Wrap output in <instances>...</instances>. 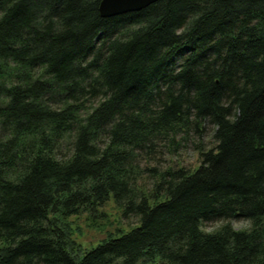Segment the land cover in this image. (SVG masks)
I'll return each instance as SVG.
<instances>
[{
  "label": "trees",
  "instance_id": "obj_1",
  "mask_svg": "<svg viewBox=\"0 0 264 264\" xmlns=\"http://www.w3.org/2000/svg\"><path fill=\"white\" fill-rule=\"evenodd\" d=\"M101 2L0 0V264H264V0ZM205 123L195 169L148 167ZM110 199L138 225L82 249Z\"/></svg>",
  "mask_w": 264,
  "mask_h": 264
},
{
  "label": "rangeland",
  "instance_id": "obj_2",
  "mask_svg": "<svg viewBox=\"0 0 264 264\" xmlns=\"http://www.w3.org/2000/svg\"><path fill=\"white\" fill-rule=\"evenodd\" d=\"M216 145L214 139V129L209 123L204 124V132L201 136L190 134L187 141L182 142L177 149H172V153L163 147H160V153L156 159L151 161L148 167H157L159 171L168 168H186L195 169L200 164L199 152L208 150ZM145 166V165H143ZM141 190L149 191L153 185V179L145 173L139 180ZM139 219L136 216H124L123 208L110 199L97 212L92 214L83 213L78 217H72L68 220L69 226L73 230V239L82 249L96 247L102 240H105L110 234H116V237L127 233L132 227L138 225ZM236 230L248 229L250 224L244 220H234L231 222ZM222 223H207L203 229L207 232L217 230Z\"/></svg>",
  "mask_w": 264,
  "mask_h": 264
},
{
  "label": "water",
  "instance_id": "obj_3",
  "mask_svg": "<svg viewBox=\"0 0 264 264\" xmlns=\"http://www.w3.org/2000/svg\"><path fill=\"white\" fill-rule=\"evenodd\" d=\"M160 1L165 0H102L99 10L103 18H111L142 11Z\"/></svg>",
  "mask_w": 264,
  "mask_h": 264
}]
</instances>
